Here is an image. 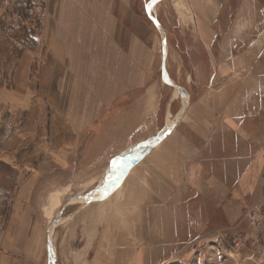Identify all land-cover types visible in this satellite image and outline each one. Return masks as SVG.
Masks as SVG:
<instances>
[{"label":"rangeland","instance_id":"rangeland-1","mask_svg":"<svg viewBox=\"0 0 264 264\" xmlns=\"http://www.w3.org/2000/svg\"><path fill=\"white\" fill-rule=\"evenodd\" d=\"M28 1L0 0V213L9 214L15 203L29 213L33 210L40 219L36 223L41 243L38 239L35 247L42 251L40 263L50 264L46 229L61 213L50 235L56 264H122L114 244L120 242H127L131 255L142 248L151 259L159 252L162 261L155 264H264V184L251 202L248 199L242 215L235 212L234 198L207 205L211 212L202 214L196 212L201 208L191 206V227H180L178 236H183L175 241L166 236L170 230L160 236L159 227L152 228L153 240L148 230V202L157 200V186L170 194L175 188L176 180L160 166L159 158L166 159L167 151L153 157L155 161L148 157L134 165L131 178L118 187L149 142L172 124L180 126L181 120L174 121L186 102L200 105L209 99L202 84L212 71L203 76L200 63L212 66L223 56L214 52L219 40L209 46L203 38L196 0H132L131 14L119 10L116 31L104 32L110 43L109 65H120L123 56L117 49L125 50L124 70H83L91 76L89 83L79 78L72 90L56 80L63 72L65 82V71L57 65L46 30L48 17L52 19L49 0L35 13L42 18L30 12ZM20 17H29V25ZM157 25L167 45L165 76ZM135 52L132 65L129 59ZM114 75H119L120 85L108 84ZM168 82L180 86L182 94ZM180 132L179 127L169 139L179 148ZM178 153L172 164L181 161ZM116 180L106 191L78 197Z\"/></svg>","mask_w":264,"mask_h":264},{"label":"crops","instance_id":"crops-1","mask_svg":"<svg viewBox=\"0 0 264 264\" xmlns=\"http://www.w3.org/2000/svg\"><path fill=\"white\" fill-rule=\"evenodd\" d=\"M196 3L203 38L209 46L219 40V45L215 47L218 51L214 52L220 53L223 60L221 58L219 63L208 67L204 61L200 63L203 76L208 73L207 70L212 71L202 84L209 99L200 105L187 102L181 117L174 122L178 124L181 120L180 126L175 124L176 127L170 128L165 138L134 164L137 167L148 157L155 161L153 157L164 155L165 150L167 156L166 159L159 158L160 166L164 174L176 180L172 194L167 188L157 186L155 192L159 194L153 196L157 200L148 202L151 207L148 217L151 240L154 239V227H159L156 234L160 236L165 235L162 231L170 230L171 233L166 236L174 241L180 227L186 224L187 231L191 227V206L201 208L196 212L202 214L211 212L206 211L207 205L219 206L226 199L234 198L235 212L242 215L247 203L259 194L260 184L263 188L264 0H196ZM131 4L132 0H49L52 19L50 21L48 17L46 30L51 38L50 49L59 63L57 65L65 71V82L61 72L56 79L58 84H69L72 90L73 86H79V78L89 83L91 76L84 74L83 70H124L125 50L117 49L123 56L120 65H109L110 57L106 58V55L110 43L105 40L104 32L116 31L119 10L124 15L131 14ZM133 37L136 39L134 34ZM149 53L151 56L152 52ZM135 55L136 52L129 59L132 65L136 61ZM156 57L155 52V62ZM217 73L221 79L225 78L216 79ZM118 76H112L113 79L108 77V84L120 85ZM123 76L125 79L126 76ZM92 84L98 85V82ZM110 98L113 97L106 101ZM92 119L91 115L88 123ZM179 127L181 148L173 142L169 143V139L179 133ZM179 150L181 161L172 164ZM134 165L128 169L118 187L131 178L132 173L129 172ZM154 175L158 174L154 172ZM162 196H166L167 200ZM241 199H245L244 207ZM16 204L8 209L9 214L0 213V264H41L42 251L38 253L35 248L39 239V223L37 225L36 222L40 219H35L33 210L29 213L26 207ZM28 230H31L30 237ZM114 244L119 247L118 261L122 264H155L162 261L159 252L150 259L142 248L131 255L126 252L127 242ZM113 260L117 261L116 258Z\"/></svg>","mask_w":264,"mask_h":264},{"label":"water","instance_id":"water-1","mask_svg":"<svg viewBox=\"0 0 264 264\" xmlns=\"http://www.w3.org/2000/svg\"><path fill=\"white\" fill-rule=\"evenodd\" d=\"M158 1V0H156ZM159 31H160V35H161V42H162V47H163V57H162V61H161V69H162V74L163 76H165V57H166V53H167V45H166V41H165V37L162 33V30L161 28L157 25ZM162 76V77H163ZM170 85H172L173 88H176L178 91L181 92L182 94V89L180 86L174 84V83H171V82H168ZM186 101V100H185ZM187 104V102H186ZM185 104V105H186ZM173 127V124L169 127L172 128ZM167 129V131L169 130ZM167 131H165L161 136H159L158 138L152 140L151 142L148 143L147 145V149L144 153L141 154V156L138 158V160H136L135 162H133V164H131L128 169L134 165L135 163H137L142 157L145 156V154H147L150 149L155 146L157 143H159V141H161L163 139V137H165V135L167 134ZM128 169L124 172L123 176L127 173ZM118 180L114 181L113 183H111L110 185H107V186H104V187H101V188H97V189H94V190H90L89 192L85 193L84 195H78V197H82L83 199H88L90 198L91 196H94L96 193H99V192H102V191H106L108 189H110L111 187H113V185L115 183H117ZM61 213H58L56 215V217H54L52 219V221L49 223L47 229H46V238H47V251H48V258H49V263L50 264H56V255H55V250L53 248V245L51 243V230L53 228V226L62 218Z\"/></svg>","mask_w":264,"mask_h":264},{"label":"built area","instance_id":"built-area-1","mask_svg":"<svg viewBox=\"0 0 264 264\" xmlns=\"http://www.w3.org/2000/svg\"><path fill=\"white\" fill-rule=\"evenodd\" d=\"M45 0H30L28 1V6H29V10L30 12L33 14H35L37 11H41V7L42 6V3H44ZM35 11H32L33 9H35ZM37 15L39 18H42L40 17L38 14H35ZM44 15V13H41V16ZM21 18V17H20ZM29 18V17H28ZM28 18H24V20L21 18V22L24 23L26 26L29 25V22L26 20ZM33 24V23H32ZM31 24V28L33 27V25ZM262 182L264 184V178H262ZM254 215V214H253ZM255 217H253L251 220H254Z\"/></svg>","mask_w":264,"mask_h":264},{"label":"bare ground","instance_id":"bare-ground-1","mask_svg":"<svg viewBox=\"0 0 264 264\" xmlns=\"http://www.w3.org/2000/svg\"><path fill=\"white\" fill-rule=\"evenodd\" d=\"M186 107H187V104L183 106V108L181 109V112L179 113L177 119H179V118L181 117V115H182V113L184 112V110H185ZM177 119H176V120H177ZM176 120H175V121H176ZM175 121H174V122H175Z\"/></svg>","mask_w":264,"mask_h":264},{"label":"trees","instance_id":"trees-1","mask_svg":"<svg viewBox=\"0 0 264 264\" xmlns=\"http://www.w3.org/2000/svg\"><path fill=\"white\" fill-rule=\"evenodd\" d=\"M27 33H28L31 37H33V32H32V31L27 30ZM1 214H2V213H1Z\"/></svg>","mask_w":264,"mask_h":264},{"label":"flooded vegetation","instance_id":"flooded-vegetation-1","mask_svg":"<svg viewBox=\"0 0 264 264\" xmlns=\"http://www.w3.org/2000/svg\"><path fill=\"white\" fill-rule=\"evenodd\" d=\"M162 60V59H161Z\"/></svg>","mask_w":264,"mask_h":264}]
</instances>
